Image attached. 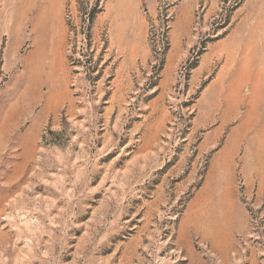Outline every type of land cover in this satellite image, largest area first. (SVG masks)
Returning a JSON list of instances; mask_svg holds the SVG:
<instances>
[{
	"label": "rangeland",
	"instance_id": "obj_1",
	"mask_svg": "<svg viewBox=\"0 0 264 264\" xmlns=\"http://www.w3.org/2000/svg\"><path fill=\"white\" fill-rule=\"evenodd\" d=\"M0 264H264V0H0Z\"/></svg>",
	"mask_w": 264,
	"mask_h": 264
}]
</instances>
